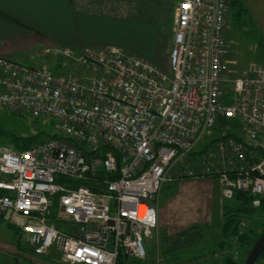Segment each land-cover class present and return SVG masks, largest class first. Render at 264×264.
<instances>
[{"label": "built area", "instance_id": "obj_1", "mask_svg": "<svg viewBox=\"0 0 264 264\" xmlns=\"http://www.w3.org/2000/svg\"><path fill=\"white\" fill-rule=\"evenodd\" d=\"M231 3L178 0L168 67L118 46L49 50L61 71L0 56V108L46 119L58 135L0 150V217L35 254L144 259L156 198L177 165L173 179L213 177L225 200L241 190L260 206L264 65H232Z\"/></svg>", "mask_w": 264, "mask_h": 264}, {"label": "crops", "instance_id": "obj_2", "mask_svg": "<svg viewBox=\"0 0 264 264\" xmlns=\"http://www.w3.org/2000/svg\"><path fill=\"white\" fill-rule=\"evenodd\" d=\"M153 1L0 0V56L29 66L47 64L61 71L64 70L63 60L49 50L70 48L78 51L91 46H118L168 67L172 43L166 46L161 44V39L165 36L164 23L172 15L171 3ZM129 28L136 35L144 34L146 43L140 46L132 44L135 40L132 37L125 43V38L131 35ZM172 181H179L180 185L193 181L201 183L199 187L209 189L207 194L203 193L206 196L204 204L208 206V220L200 223H209L214 219L219 223L223 200L220 197L221 185L216 178L185 177ZM167 205L160 196L156 205L159 234L169 238L177 233L180 238L185 233L192 235L197 232L194 230L197 223L171 231L169 216L165 213ZM185 205H190V200L185 201ZM1 222H6L13 232L6 234L5 238L0 237V264H26L28 260L32 263L34 258L29 256L28 251L33 252V249L19 238V230L4 219ZM202 262L212 263L211 259H203ZM35 264L45 262L36 261Z\"/></svg>", "mask_w": 264, "mask_h": 264}, {"label": "rangeland", "instance_id": "obj_3", "mask_svg": "<svg viewBox=\"0 0 264 264\" xmlns=\"http://www.w3.org/2000/svg\"><path fill=\"white\" fill-rule=\"evenodd\" d=\"M234 1L232 0L227 16V36L231 42L232 65L236 70H243L251 64L264 65V0H236L233 3ZM153 2L171 3L173 13V7L178 0H170L168 2L154 0ZM237 3H241L240 9ZM165 5L167 6V4ZM167 7L170 8L169 6ZM243 8L246 13H242L239 17L237 12ZM164 24L165 36L161 39V44L163 43L167 46L172 43L174 25L172 15ZM128 33L131 35L130 38H125V43L130 41L131 37L135 39L132 44L137 46L143 45L147 41L144 34L139 33L136 35L131 28H129ZM115 39L118 40L117 36H115ZM36 124L53 131L50 121L46 119H34L29 114L0 108V129L11 134L31 135L35 132L34 125ZM8 149L18 150L10 143L7 137L0 136V150ZM189 162L191 167L195 165L193 159L189 160ZM176 167V169H172L168 173V180L164 182L156 198V205L160 196L164 204L168 203L165 213H168L171 231L175 232L192 223H197L194 228L197 232L192 233V235L185 233L180 238L178 237L179 234L176 233L175 237L166 238L159 234L158 225L152 234L145 239L146 257L142 260L129 258V264H224L226 256H230L233 260L244 264L249 254L247 253L248 247L240 245L237 237L227 238L226 242H224L225 244L219 246L221 240L224 239L221 229L222 217L219 223L215 219L209 223H200V221L208 220V206L204 204L206 202L204 194H207V190H210L199 187L201 183H193V181L192 183L181 185L179 181H172L175 174L180 171L181 166L177 165ZM99 168L103 170L101 165H99ZM220 192L223 206L226 202L221 190ZM187 200H190V205L188 206L185 205ZM257 212L252 218L243 217L241 219L239 227L241 232H245L252 225L256 226L255 230L257 232L261 231L263 214L258 210ZM178 214L179 216H177ZM11 232L13 231L7 226L6 222L0 223V237L5 238L6 234H11ZM23 242L28 247V244L25 241ZM28 254L34 260L32 263L28 260L26 264H35L36 261L45 262V264H65L55 252L49 254L50 256L47 255L49 257L48 260L31 250L28 251ZM203 259H211L212 263H203ZM256 264H264V260Z\"/></svg>", "mask_w": 264, "mask_h": 264}, {"label": "trees", "instance_id": "obj_4", "mask_svg": "<svg viewBox=\"0 0 264 264\" xmlns=\"http://www.w3.org/2000/svg\"><path fill=\"white\" fill-rule=\"evenodd\" d=\"M236 1V0H235ZM235 1L233 3H235ZM237 6L241 7V3H237ZM239 11V10H238ZM243 11V12H242ZM239 13V17L241 16L242 13H246V10L243 8L237 14ZM237 17V19H239ZM51 123V122H50ZM52 125V123H51ZM35 126V132L31 135H14L11 134L3 129H0V136H5L10 140V143L18 149V150H26L31 148L32 146L42 143L48 138L52 137H57L58 135L54 131H50V129L42 128L41 126H38L37 124ZM53 127V126H52ZM110 174L102 171L100 173V179L102 178H112ZM88 185L96 188L95 184L89 183ZM253 196L246 191H241L238 190L234 193L233 198L224 200L226 203L223 204L222 208V236L224 239L221 240L219 246H223L226 242L227 238L231 237H237L239 240V244L245 247H248L247 253L250 252V249L252 246L255 244L257 239L260 237L262 232L264 231V197L261 200V204L259 207H255L252 204ZM260 211L263 214L262 222H261V231L257 232L256 226L252 225L249 227L245 232H241L239 230L240 224H241V219L243 217H250L252 218L253 216L256 215L257 212ZM3 218L0 217V220ZM9 222V221H8ZM14 227L13 224L10 223ZM19 238L20 232H17ZM52 254V253H50ZM44 259H49L48 256L50 255H41ZM264 260V250L261 253L258 262ZM129 257L121 254L118 258L117 264H129ZM224 264H241L239 261L233 260L230 256L225 257V262Z\"/></svg>", "mask_w": 264, "mask_h": 264}, {"label": "water", "instance_id": "obj_5", "mask_svg": "<svg viewBox=\"0 0 264 264\" xmlns=\"http://www.w3.org/2000/svg\"><path fill=\"white\" fill-rule=\"evenodd\" d=\"M263 250H264V231L262 232L260 237L257 239L255 244L251 248L244 264H256Z\"/></svg>", "mask_w": 264, "mask_h": 264}, {"label": "bare ground", "instance_id": "obj_6", "mask_svg": "<svg viewBox=\"0 0 264 264\" xmlns=\"http://www.w3.org/2000/svg\"><path fill=\"white\" fill-rule=\"evenodd\" d=\"M145 213H146V208L144 206H140L139 208L140 217L144 216Z\"/></svg>", "mask_w": 264, "mask_h": 264}]
</instances>
